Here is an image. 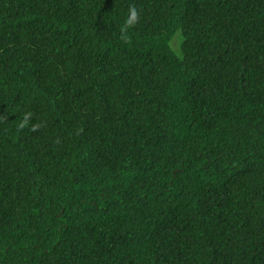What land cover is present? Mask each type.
I'll use <instances>...</instances> for the list:
<instances>
[{"label":"trees","instance_id":"obj_1","mask_svg":"<svg viewBox=\"0 0 264 264\" xmlns=\"http://www.w3.org/2000/svg\"><path fill=\"white\" fill-rule=\"evenodd\" d=\"M0 115V264H264V0H0Z\"/></svg>","mask_w":264,"mask_h":264},{"label":"clouds","instance_id":"obj_2","mask_svg":"<svg viewBox=\"0 0 264 264\" xmlns=\"http://www.w3.org/2000/svg\"><path fill=\"white\" fill-rule=\"evenodd\" d=\"M138 10L135 6H129L128 10H127V14L124 18V22H123V26L121 28V38L122 39H126L127 36L125 34L126 29L131 27L132 25L135 24V22L138 19ZM13 114V113H12ZM32 118V113L30 111H26L24 113H22L16 120V128L17 130H22L26 127H30L32 131H35L38 127V125L34 124V123H30ZM8 119V117H4L3 115H0V122H2L3 120Z\"/></svg>","mask_w":264,"mask_h":264}]
</instances>
